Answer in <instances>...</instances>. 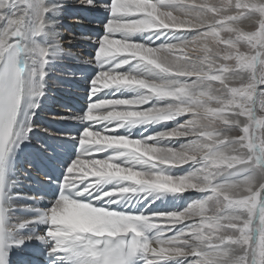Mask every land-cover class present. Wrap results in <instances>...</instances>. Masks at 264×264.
I'll list each match as a JSON object with an SVG mask.
<instances>
[{"label": "snow or ice", "instance_id": "1", "mask_svg": "<svg viewBox=\"0 0 264 264\" xmlns=\"http://www.w3.org/2000/svg\"><path fill=\"white\" fill-rule=\"evenodd\" d=\"M99 7L87 104L63 118L80 126L62 134L71 162L41 144L62 169L46 175L55 195L25 197L16 153L73 54L60 3L0 0V264L33 240L48 264H264V0ZM190 192L183 208L153 207Z\"/></svg>", "mask_w": 264, "mask_h": 264}, {"label": "bare ground", "instance_id": "2", "mask_svg": "<svg viewBox=\"0 0 264 264\" xmlns=\"http://www.w3.org/2000/svg\"><path fill=\"white\" fill-rule=\"evenodd\" d=\"M62 5V11L57 17L56 29L59 33V43L70 51L73 56H65L55 63L49 81L48 97L43 104V111H40L35 122L38 125L37 135L32 136L30 143L38 145L41 136H60L68 130L69 124L73 121L63 119L64 117L76 115L72 108L79 109L78 100L85 94L88 95V79L90 75L85 68L88 65L83 63L90 58L94 52L95 40L98 34L103 32V19L105 13L99 7L103 0H96L97 7L90 8L85 4V0H55ZM54 76H57L55 78ZM75 123V122H74ZM77 124V123H76ZM165 125H156L149 128L144 135L153 131H158ZM47 128L49 131L44 132ZM133 134H139L143 129H133ZM124 129H121V133ZM18 154L16 153V156ZM184 167H187L185 165ZM181 171V169H179ZM20 181L26 182L23 175L19 174ZM30 190L24 184L13 188L14 192L21 193V190ZM199 193L190 192L184 194V200H191ZM197 199V198H196ZM178 199L168 197L164 203L157 201L155 210L170 211L172 203ZM46 202V201H45ZM17 203V201H16ZM44 203V202H43ZM28 204V203H18ZM35 242V240H33Z\"/></svg>", "mask_w": 264, "mask_h": 264}, {"label": "rangeland", "instance_id": "3", "mask_svg": "<svg viewBox=\"0 0 264 264\" xmlns=\"http://www.w3.org/2000/svg\"><path fill=\"white\" fill-rule=\"evenodd\" d=\"M168 123H169V125H167V126L170 127L171 126V122H168ZM174 172L179 173L180 170L179 169H175ZM196 198H199V196H195L193 199H196ZM193 199H191V200H193ZM191 200H184V198H179L177 201L172 203V208H183Z\"/></svg>", "mask_w": 264, "mask_h": 264}]
</instances>
